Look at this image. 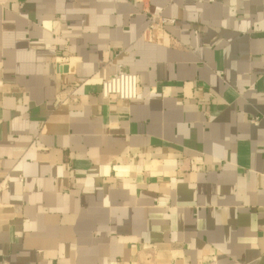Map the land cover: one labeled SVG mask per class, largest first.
I'll use <instances>...</instances> for the list:
<instances>
[{
    "label": "crops",
    "instance_id": "1",
    "mask_svg": "<svg viewBox=\"0 0 264 264\" xmlns=\"http://www.w3.org/2000/svg\"><path fill=\"white\" fill-rule=\"evenodd\" d=\"M209 263L264 264V0H0V264Z\"/></svg>",
    "mask_w": 264,
    "mask_h": 264
},
{
    "label": "built area",
    "instance_id": "2",
    "mask_svg": "<svg viewBox=\"0 0 264 264\" xmlns=\"http://www.w3.org/2000/svg\"><path fill=\"white\" fill-rule=\"evenodd\" d=\"M157 19L158 21H156ZM157 19L151 18L149 30H152L156 23L164 25L172 22L165 18ZM100 95L104 99L113 96L121 101H134L138 96L137 76L125 71L121 65H115L114 73L102 81Z\"/></svg>",
    "mask_w": 264,
    "mask_h": 264
}]
</instances>
